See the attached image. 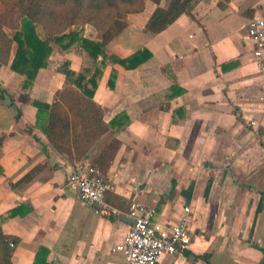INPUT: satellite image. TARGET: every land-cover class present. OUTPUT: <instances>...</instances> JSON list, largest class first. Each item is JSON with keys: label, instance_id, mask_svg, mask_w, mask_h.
<instances>
[{"label": "crops", "instance_id": "1", "mask_svg": "<svg viewBox=\"0 0 264 264\" xmlns=\"http://www.w3.org/2000/svg\"><path fill=\"white\" fill-rule=\"evenodd\" d=\"M169 4L145 0L144 10L128 15L108 48L122 58L147 48L151 57L132 69L107 65L94 95L111 126L85 158L94 164L109 142L120 141L103 173L108 192L123 199L115 207L106 198L117 214H98L68 193L74 161L37 123L34 100L54 101L66 82L59 66L68 61L80 72L81 48L55 47L27 91L23 75L0 67V89L11 100L0 95V216L4 232L19 238L12 264H38L41 247L51 264H127L114 246L131 228L121 215L133 201L153 208L161 227L187 216L190 254H165L157 264H263L264 197L249 189L264 170V74L247 25L264 16V0H198L193 15L146 31L151 13ZM83 35L99 38L91 24Z\"/></svg>", "mask_w": 264, "mask_h": 264}, {"label": "trees", "instance_id": "2", "mask_svg": "<svg viewBox=\"0 0 264 264\" xmlns=\"http://www.w3.org/2000/svg\"><path fill=\"white\" fill-rule=\"evenodd\" d=\"M47 1L66 8L64 12L66 24L62 30L48 31L46 37H42L38 27L46 13H49L46 7L50 2ZM197 1L170 0L167 7L158 6L151 13L145 30L157 33L167 28L180 15H193ZM144 7L145 0H0V67L10 64L15 73L23 75L24 91L31 88L39 71L49 65L55 47L69 50L73 46H79L82 50L83 66L80 72L72 70L68 61L59 66L58 70L65 74L66 82L63 88L56 92L54 101L49 104L39 100L33 102L37 107V123L43 129L49 143L68 154L73 161L85 158L95 142L110 129L111 125L104 120L102 106L94 99L104 68L109 64L119 63L127 69H132L151 57V51L144 48L122 58L107 45L125 27L128 15L140 12ZM83 12L87 18L85 22L89 21L99 29L98 39L87 38L83 35L82 29L72 28L78 21L77 16ZM99 13L109 19L110 23L105 29L94 21ZM7 14L14 15L18 22L12 35L3 29L1 21V17ZM110 24L117 27L115 32L111 31ZM115 71L113 70L109 81L111 87L115 86ZM5 93L4 89H0L2 98L8 97ZM20 116L21 111L16 119H20ZM119 143L118 139H113L93 160L102 173L106 172L113 161ZM4 174V167L0 163V177ZM106 196L107 201L115 207L122 206L123 199L120 196L109 192ZM3 217L0 216V264H12L13 252L19 238L4 232ZM11 242L14 243V247L10 245ZM48 252L47 247L40 248L37 254L39 263L51 264L45 261ZM187 253L190 254L189 251ZM204 258L209 260L206 255Z\"/></svg>", "mask_w": 264, "mask_h": 264}, {"label": "built area", "instance_id": "3", "mask_svg": "<svg viewBox=\"0 0 264 264\" xmlns=\"http://www.w3.org/2000/svg\"><path fill=\"white\" fill-rule=\"evenodd\" d=\"M247 32L254 44L252 57L264 74V16L250 18ZM66 185L81 194L96 213L111 216L120 212L106 201L110 182L87 158L73 162ZM190 211V207H185V213ZM154 212L153 208L140 201L131 203L127 215L136 219V223L114 246V250L123 254L127 264H157L165 254H184L192 247L193 234L186 215L170 227H161L153 220ZM10 245L15 246L13 242Z\"/></svg>", "mask_w": 264, "mask_h": 264}, {"label": "rangeland", "instance_id": "4", "mask_svg": "<svg viewBox=\"0 0 264 264\" xmlns=\"http://www.w3.org/2000/svg\"><path fill=\"white\" fill-rule=\"evenodd\" d=\"M47 2H50V1H47ZM46 10L49 13H46L45 17L42 20V23H40V25L38 27V32H39V34L42 37H46L48 31H60V30H62L64 28L65 24H66L65 23V19H64V12L66 10L65 7H63L61 5H58L57 3L50 2V3L47 4ZM84 14H85V12H83V14H79L77 16L78 21H77V23H75L74 25H72V28L82 29L83 30V27L86 24L93 25L89 21L88 22H85V21H87V18H86V16ZM95 19L96 20H94V21L96 23H98V24H101L104 29H105L106 25H108L110 23L109 22V19L108 18H105L103 16V14H100V13L96 15ZM1 21L3 23V29L9 35H12L13 34V31H14V28L18 25V22L16 20V17H14V15H12V14H7L4 17L3 16L1 17ZM110 25H109V27H110L111 31L112 32H115L117 30V27H114V25H111V26ZM96 29H97V31L99 33V29L98 28H96ZM118 34H119V32L115 36H117ZM115 36L112 39H114ZM261 144H262V146H264V142H261ZM260 173H261L260 174V177L258 178L257 181L254 182V184H251L249 190H250L251 193H253V195H257V196H260L261 198H263L264 197V170H262ZM245 193H246V190H245ZM247 195H248V193H247ZM254 206H255V204H254ZM215 256H217V257L219 256L218 252L216 253ZM224 264H226V263H224Z\"/></svg>", "mask_w": 264, "mask_h": 264}, {"label": "water", "instance_id": "5", "mask_svg": "<svg viewBox=\"0 0 264 264\" xmlns=\"http://www.w3.org/2000/svg\"><path fill=\"white\" fill-rule=\"evenodd\" d=\"M7 100H8V102H11L9 97H7ZM68 191H69L68 193H70L72 195L76 194V192L74 190H72V189H69ZM79 195L81 196V194H79ZM121 219H123L124 221H127V222H129L131 224H135L136 223V219H134V218H132V217H130L128 215H121Z\"/></svg>", "mask_w": 264, "mask_h": 264}]
</instances>
